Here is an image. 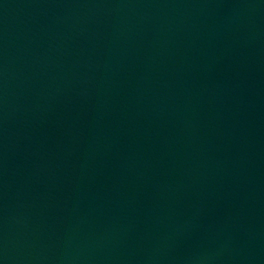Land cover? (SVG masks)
Instances as JSON below:
<instances>
[{
	"label": "water",
	"instance_id": "95a60500",
	"mask_svg": "<svg viewBox=\"0 0 264 264\" xmlns=\"http://www.w3.org/2000/svg\"><path fill=\"white\" fill-rule=\"evenodd\" d=\"M0 264H264V0H0Z\"/></svg>",
	"mask_w": 264,
	"mask_h": 264
}]
</instances>
